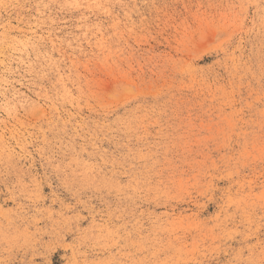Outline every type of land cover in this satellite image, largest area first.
Segmentation results:
<instances>
[{
  "label": "rangeland",
  "instance_id": "obj_1",
  "mask_svg": "<svg viewBox=\"0 0 264 264\" xmlns=\"http://www.w3.org/2000/svg\"><path fill=\"white\" fill-rule=\"evenodd\" d=\"M0 264H264V0H0Z\"/></svg>",
  "mask_w": 264,
  "mask_h": 264
}]
</instances>
